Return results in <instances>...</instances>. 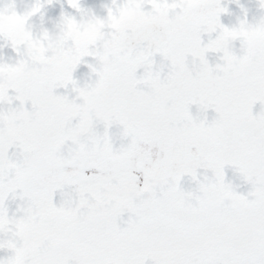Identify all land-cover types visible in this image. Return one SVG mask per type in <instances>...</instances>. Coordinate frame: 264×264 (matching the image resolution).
I'll list each match as a JSON object with an SVG mask.
<instances>
[{
    "label": "snow or ice",
    "instance_id": "snow-or-ice-1",
    "mask_svg": "<svg viewBox=\"0 0 264 264\" xmlns=\"http://www.w3.org/2000/svg\"><path fill=\"white\" fill-rule=\"evenodd\" d=\"M136 3L138 21L112 0L103 40L68 36L39 59L28 21L42 5H12L24 32H0L19 56L0 58L15 73L0 77V264H264V22L225 27L220 0ZM84 57L95 80L81 86Z\"/></svg>",
    "mask_w": 264,
    "mask_h": 264
},
{
    "label": "clouds",
    "instance_id": "clouds-1",
    "mask_svg": "<svg viewBox=\"0 0 264 264\" xmlns=\"http://www.w3.org/2000/svg\"><path fill=\"white\" fill-rule=\"evenodd\" d=\"M12 5V0H0V32L22 34L24 32V17L15 16ZM166 14L167 10L165 11V15ZM141 18V9L138 7L136 0H128V7L124 10L122 21H138ZM110 26L106 16L100 17L92 11H87L83 15L79 29L60 19L51 30L41 29L38 38L29 41V53L34 59L42 58L45 53H52L54 57L57 54V49L62 39L72 36L73 39L78 42L103 40L105 29ZM226 43L235 47V42L233 41H227ZM7 64L9 63L5 62V65ZM0 77H3L7 82L15 78V73L6 66L0 67ZM91 83L92 79L91 76H89L83 85ZM3 260H5V258H0V261Z\"/></svg>",
    "mask_w": 264,
    "mask_h": 264
},
{
    "label": "rangeland",
    "instance_id": "rangeland-1",
    "mask_svg": "<svg viewBox=\"0 0 264 264\" xmlns=\"http://www.w3.org/2000/svg\"><path fill=\"white\" fill-rule=\"evenodd\" d=\"M121 2H122V0H116L117 4H119ZM238 2H242V3L251 2V3H254L255 6L256 5L258 7L260 6V0H220V4H221L222 7H225L227 5V3L236 5V3H238ZM20 3H18V5ZM81 3H83V1H81ZM67 6L68 7H67L66 11H67L68 16L75 17L79 13V11H77V9H73L69 5H67ZM31 7H30V9H31ZM52 8H54V6H52ZM17 12L22 13L23 11L19 10ZM254 13H255V9H254ZM46 17L47 16H45L43 13L40 15L39 12L30 17L29 21H30L31 25H33V27L30 26V30H31V32L33 33L34 36H38L41 29H47L48 30L49 26L45 25L46 24L45 23V18ZM80 19H81V16H79L77 18V20H80ZM57 22L52 21V23L54 25ZM255 22H257V23L262 22L261 19H260V16L255 18L254 24H255ZM237 26H238V24H237ZM50 27H51V23H50ZM37 28H39V29H37ZM204 37H207V34L203 35L202 39ZM238 43L239 42L236 41L235 48H236ZM0 58H2L3 62L12 64V63H15V61L19 59V56L17 55V53L15 51H13V49L11 48L9 43H7L4 40L0 39ZM159 60H160V58L157 59V61H159ZM209 60H210V63L219 62V61H217V60H215L213 58L212 54L209 55ZM89 63H94L93 58L92 57H84L82 63L79 66H83V65L87 66V64H89ZM86 73L90 74L91 78L95 80V74L94 73H91L90 70H87ZM56 91L59 94H68L66 92H68L69 89L68 90L57 89ZM9 94L12 95L13 92L10 90ZM18 103H19L18 101H13V105L12 106L15 107L16 105H18ZM25 107L26 108H30V105L26 104ZM260 109H261V105L259 104V102H257L253 106V110H252L253 111V115H255L257 112H259ZM190 111L193 113V115H195L196 111H197V106L196 105L191 106ZM203 115L206 116L209 121H211V119L214 117L215 113L212 111V109L209 108ZM112 131H116V129H112ZM224 171H225V180L226 181H231L232 184L234 186H236L235 190L238 193H241V194L247 193V191L250 189V185L245 184L240 179L238 173H235L234 170L232 168H229V167H226ZM181 187L183 188L184 191L194 190L196 188V182L192 181L191 179L190 180H186V181H181ZM17 203H19V200H16V201L9 200L8 208H9V211H10L11 214H12V212L15 211ZM123 219L124 220L127 219V214L124 215ZM121 226H124V225H121ZM8 255H9V253L7 252V250H0V258H6Z\"/></svg>",
    "mask_w": 264,
    "mask_h": 264
},
{
    "label": "water",
    "instance_id": "water-1",
    "mask_svg": "<svg viewBox=\"0 0 264 264\" xmlns=\"http://www.w3.org/2000/svg\"><path fill=\"white\" fill-rule=\"evenodd\" d=\"M12 1H15V0H12ZM157 56H159V55H157ZM156 56V57H157ZM200 171V173H203V171H201V170H199ZM189 177H187V176H185V177H183L182 179H188ZM203 178V175H200L199 177H198V179H202Z\"/></svg>",
    "mask_w": 264,
    "mask_h": 264
}]
</instances>
